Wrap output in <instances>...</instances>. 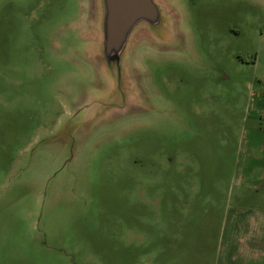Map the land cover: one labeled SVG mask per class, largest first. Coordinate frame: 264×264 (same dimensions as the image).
<instances>
[{
    "label": "rangeland",
    "instance_id": "374dc122",
    "mask_svg": "<svg viewBox=\"0 0 264 264\" xmlns=\"http://www.w3.org/2000/svg\"><path fill=\"white\" fill-rule=\"evenodd\" d=\"M88 1L0 0V264H264V0H171L124 89Z\"/></svg>",
    "mask_w": 264,
    "mask_h": 264
},
{
    "label": "water",
    "instance_id": "95a60500",
    "mask_svg": "<svg viewBox=\"0 0 264 264\" xmlns=\"http://www.w3.org/2000/svg\"><path fill=\"white\" fill-rule=\"evenodd\" d=\"M88 3L95 35L87 40L75 37L71 48L98 66L108 68L117 87L128 86L134 67L128 66L127 61L138 36L153 46L183 40L177 31V8L173 10L169 3L175 2L171 0H89ZM175 28L176 37L171 39Z\"/></svg>",
    "mask_w": 264,
    "mask_h": 264
},
{
    "label": "crops",
    "instance_id": "0c3cea01",
    "mask_svg": "<svg viewBox=\"0 0 264 264\" xmlns=\"http://www.w3.org/2000/svg\"><path fill=\"white\" fill-rule=\"evenodd\" d=\"M260 108L259 110L261 112L264 113V99H263V103H260ZM260 227V228H259ZM247 231H260L261 229V224H256V221L253 219H248L246 222V226L244 228ZM261 233H259L258 238H254L253 242L250 243H246L244 244V250L245 253H247V257L243 258V263L242 264H262V237L260 235ZM264 262V261H263Z\"/></svg>",
    "mask_w": 264,
    "mask_h": 264
},
{
    "label": "flooded vegetation",
    "instance_id": "af4514ba",
    "mask_svg": "<svg viewBox=\"0 0 264 264\" xmlns=\"http://www.w3.org/2000/svg\"><path fill=\"white\" fill-rule=\"evenodd\" d=\"M176 3V2H175ZM184 49V48H183ZM183 51V50H182Z\"/></svg>",
    "mask_w": 264,
    "mask_h": 264
}]
</instances>
